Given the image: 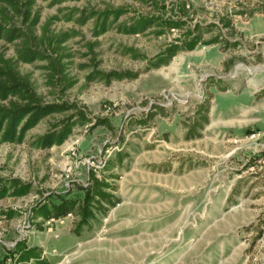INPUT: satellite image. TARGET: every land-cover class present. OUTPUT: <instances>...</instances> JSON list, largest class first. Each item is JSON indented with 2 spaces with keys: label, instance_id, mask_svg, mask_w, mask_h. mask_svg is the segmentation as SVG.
I'll return each mask as SVG.
<instances>
[{
  "label": "rangeland",
  "instance_id": "rangeland-1",
  "mask_svg": "<svg viewBox=\"0 0 264 264\" xmlns=\"http://www.w3.org/2000/svg\"><path fill=\"white\" fill-rule=\"evenodd\" d=\"M160 1L163 8L154 11L149 0H35L31 13L37 11L38 22L33 35L75 34L59 46L44 36L38 48L43 59L16 63L40 104L64 108L39 120L22 142L0 144V184L14 177L34 189L21 197L0 198V211L17 213L0 219L5 242L43 240L45 250L54 248L50 255L63 264H264V0ZM180 2L185 3L190 27L214 23L221 38L237 43L197 44L166 65L147 69V59L181 31L156 36L107 30L93 36L92 19L77 25L61 17L73 9L118 7L125 9L118 20L145 13L165 17L177 11ZM6 20V26L26 32L27 21L23 24L21 16L7 14ZM224 20L230 21V28L221 26ZM217 28L203 38L217 34ZM18 40L0 39L3 59H15ZM124 48L139 57L121 53ZM56 60L63 64L62 72L50 66L49 61ZM109 71L136 77L108 83L86 78ZM209 75L228 89L206 87ZM61 76L73 83L65 86ZM206 89L211 93L210 124L201 137L184 139ZM148 112L155 115L147 118ZM97 118L108 126L93 124ZM62 119L81 124L74 123L59 145L30 146L34 136L52 130ZM142 119H148L144 126L138 122ZM112 151L119 152L120 162L100 175L115 177L117 202L79 235L69 231L67 215L45 221L38 230L30 208L50 193L81 196L77 187L85 183L88 169ZM154 164L168 170L152 171ZM105 248L112 253L105 254ZM5 251L3 247L0 253Z\"/></svg>",
  "mask_w": 264,
  "mask_h": 264
},
{
  "label": "trees",
  "instance_id": "trees-1",
  "mask_svg": "<svg viewBox=\"0 0 264 264\" xmlns=\"http://www.w3.org/2000/svg\"><path fill=\"white\" fill-rule=\"evenodd\" d=\"M63 0H54L60 3ZM147 2L148 0H142ZM35 0H0V39L7 43H12L16 39L14 53L15 59H3L0 56V101L7 100V104L0 103V144L4 142L20 143L24 140L26 132L32 128L43 117L60 113L64 106L62 104L46 103L40 104L39 99L31 91L26 77L20 75L16 69V63H31L34 60L43 59L45 54L38 48L42 44V37H53L54 45L66 41L74 36L75 33L61 32L59 34L44 35L41 33L39 37L33 35V29L38 22L37 11L31 13V8ZM149 4L154 11L163 8V1L149 0ZM177 11L170 10V15L163 17L158 13H145L129 17L127 20H118L119 16L125 12V9L118 7L115 9H104L101 11H93L91 9L69 10L61 13V17L66 21H73L77 25H83L87 20L92 19V35L98 36L107 30H114L117 33L133 35L150 32L158 36L169 30H179L181 35L174 38L161 51L147 59V69H155L166 65L171 58L180 51L192 50L197 44L211 45L223 41L224 46H234L236 41H228L221 38L220 27L217 28L214 23H193V26L187 23L188 13L184 2L175 4ZM60 10V9H59ZM78 13V15H75ZM7 14L10 17L21 16L22 23L26 26L22 30L19 26H6ZM53 18H58L53 16ZM223 28H230V21H221ZM217 28V34L207 39L203 38V34L209 32L213 28ZM220 37V38H218ZM33 44V46H31ZM132 52L133 57H139L131 48H124L121 53L126 54ZM57 61V60H56ZM53 70L62 72V65L59 61H49ZM61 68V69H60ZM136 73L114 72L107 73L94 72L86 76L87 80H102L108 83L111 80L133 79ZM65 86H70L73 81L67 76H61ZM206 87L214 86L219 91L228 89L227 85L220 86L218 79L212 75L206 77ZM13 97L15 99H13ZM211 93L206 89L202 100L195 106L194 118L190 125L186 128L183 135L184 139H196L201 137L202 130L208 123L209 101ZM155 107V106H154ZM155 113L148 112L147 118ZM79 119H84L80 115ZM148 120V119H147ZM147 120L138 121L144 126ZM79 121H68L62 119L56 124L52 130H48L42 134L34 136L29 142L33 148H48L53 145L61 144L71 133L74 123ZM81 124V121L79 122ZM95 125H106L108 122L104 118H97L93 123ZM113 157L111 156L112 154ZM108 154L105 158H100L96 166L90 167L87 171L86 181L79 185L82 193L81 196L69 197L67 193H50L41 197L34 206L30 208L31 219L36 221V228L42 229V224L48 220H55L66 215L71 216L69 231L74 235H79L81 231L90 226V222L94 220L97 214H105L116 202L117 197L114 196V185L111 178L107 175H100L104 170H110L120 162L119 152ZM114 160H117L115 162ZM154 164L152 171H167L168 167L162 170V167ZM99 173V174H98ZM112 175V174H111ZM33 187L29 182L21 181L11 177L5 179L0 184V198L4 196L21 197L33 192ZM14 210L0 211L1 218H10L16 216ZM25 237L16 239L13 246L6 252L10 255V263L5 261L6 255L0 257V264H50L42 255L40 246H27Z\"/></svg>",
  "mask_w": 264,
  "mask_h": 264
},
{
  "label": "crops",
  "instance_id": "crops-1",
  "mask_svg": "<svg viewBox=\"0 0 264 264\" xmlns=\"http://www.w3.org/2000/svg\"><path fill=\"white\" fill-rule=\"evenodd\" d=\"M211 107L209 106V111H211L210 109ZM209 113V112H208ZM210 115H208V124H210ZM207 126H205L202 130V134L204 135V132L206 131V128ZM52 229H50L49 231H51ZM73 235V234H72ZM53 236H56L57 237V234H53ZM73 236H76V235H73ZM55 237V238H56ZM107 244H108V241H107ZM26 245L27 246H32V245H37V246H40L41 249H42V255L47 259V261L50 263V264H61L62 262H59L60 260L57 259V256H54L52 254L50 255L51 252H55V249L54 248H51L50 249V253H48L46 250H45V247H44V243H43V240L40 242V241H37V242H32V243H29L28 241H26ZM112 245V243H111ZM2 249V247L0 246V250ZM105 254L107 253H112V249H106L103 251ZM4 255V253H1V256L2 257ZM63 264V263H62Z\"/></svg>",
  "mask_w": 264,
  "mask_h": 264
},
{
  "label": "built area",
  "instance_id": "built-area-1",
  "mask_svg": "<svg viewBox=\"0 0 264 264\" xmlns=\"http://www.w3.org/2000/svg\"><path fill=\"white\" fill-rule=\"evenodd\" d=\"M232 141L235 142L236 139L233 138ZM94 166H96V164H95ZM91 167H93V166H91ZM67 216H70V215H67ZM14 242H15V240H12V241H10V242H5V241L2 239V237L0 236V246H1L2 248L5 247V248H6V251H8V250L13 246ZM0 251H1V250H0ZM6 251L4 252V255H6V257H5V261H6L7 263H10V255H9V253L6 252ZM0 256H1V253H0Z\"/></svg>",
  "mask_w": 264,
  "mask_h": 264
}]
</instances>
